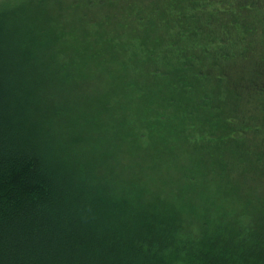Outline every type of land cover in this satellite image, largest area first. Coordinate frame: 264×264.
<instances>
[{"label":"trees","instance_id":"1","mask_svg":"<svg viewBox=\"0 0 264 264\" xmlns=\"http://www.w3.org/2000/svg\"><path fill=\"white\" fill-rule=\"evenodd\" d=\"M20 1L0 264H264V0Z\"/></svg>","mask_w":264,"mask_h":264},{"label":"rangeland","instance_id":"2","mask_svg":"<svg viewBox=\"0 0 264 264\" xmlns=\"http://www.w3.org/2000/svg\"><path fill=\"white\" fill-rule=\"evenodd\" d=\"M0 1H3V0H0ZM15 5H19V4H21V1L20 0H15ZM240 93H241V95L243 96V97H247L248 95H247V90L246 89H241L240 90Z\"/></svg>","mask_w":264,"mask_h":264}]
</instances>
